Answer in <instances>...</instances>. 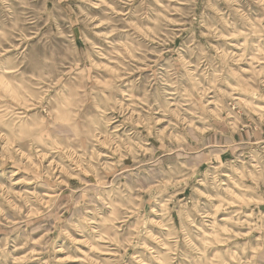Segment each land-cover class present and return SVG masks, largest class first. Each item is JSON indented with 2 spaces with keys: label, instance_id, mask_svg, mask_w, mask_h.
Listing matches in <instances>:
<instances>
[{
  "label": "rangeland",
  "instance_id": "1",
  "mask_svg": "<svg viewBox=\"0 0 264 264\" xmlns=\"http://www.w3.org/2000/svg\"><path fill=\"white\" fill-rule=\"evenodd\" d=\"M0 264H264V0H0Z\"/></svg>",
  "mask_w": 264,
  "mask_h": 264
},
{
  "label": "bare ground",
  "instance_id": "2",
  "mask_svg": "<svg viewBox=\"0 0 264 264\" xmlns=\"http://www.w3.org/2000/svg\"><path fill=\"white\" fill-rule=\"evenodd\" d=\"M208 128V127H207ZM209 129V128H208ZM242 156V155H241ZM50 198V197H49ZM49 200V199H48Z\"/></svg>",
  "mask_w": 264,
  "mask_h": 264
}]
</instances>
